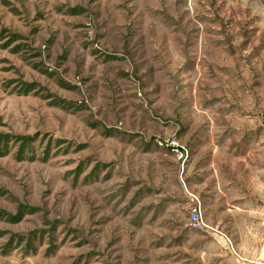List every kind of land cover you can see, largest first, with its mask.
Wrapping results in <instances>:
<instances>
[{"label": "rangeland", "instance_id": "obj_1", "mask_svg": "<svg viewBox=\"0 0 264 264\" xmlns=\"http://www.w3.org/2000/svg\"><path fill=\"white\" fill-rule=\"evenodd\" d=\"M224 130L264 200V0H0V264H264L155 142Z\"/></svg>", "mask_w": 264, "mask_h": 264}, {"label": "crops", "instance_id": "obj_2", "mask_svg": "<svg viewBox=\"0 0 264 264\" xmlns=\"http://www.w3.org/2000/svg\"><path fill=\"white\" fill-rule=\"evenodd\" d=\"M229 133L225 130L221 133H202L196 134L194 141L198 145L192 144L188 150L189 159L186 156L179 157L178 153L168 148L163 149L175 157L178 165L180 181L183 182L182 189L185 195L189 198V204H192V197H197L199 203L204 210V217L208 220V214H212L215 206L221 204L224 213L230 215L232 212L239 213V221L244 228L245 236L249 237L253 230L254 235L257 236L263 230L264 221V200H263V181L262 170L263 162L259 155L250 160L251 152H248L245 145L251 139V134L239 133V140L236 145H225L224 140L228 139ZM209 142V148H202L204 144L202 141ZM201 141V142H200ZM201 147V148H200ZM187 153V154H188ZM256 155V154H255ZM238 158V171H241V161L244 167V172L247 169V162L250 163V169H253L254 176L251 177L250 183L246 179L233 177L230 172V158ZM222 157L224 158H218ZM179 160H178V159ZM181 175L183 178H181ZM177 177V176H176ZM258 179V181H257ZM187 184L190 186V191L187 189ZM226 209V211H224ZM217 212V211H215ZM222 214V215H224ZM225 216L209 217V220H225ZM255 223V228H250V223ZM253 253H261L262 248L258 249L257 241H254V246L250 249ZM243 258V257H242ZM239 264L244 263L245 260ZM255 262V261H254ZM254 264V263H253Z\"/></svg>", "mask_w": 264, "mask_h": 264}, {"label": "built area", "instance_id": "obj_3", "mask_svg": "<svg viewBox=\"0 0 264 264\" xmlns=\"http://www.w3.org/2000/svg\"><path fill=\"white\" fill-rule=\"evenodd\" d=\"M155 142L159 148H163V149L168 148L172 151L177 152L178 156L180 158L183 157V153L180 152L178 149L174 148V140L173 139L172 140H164V141L156 140ZM200 206L201 205L199 202L195 203V205L192 206L191 211H190V215H189V218H188V221L186 224L189 228L203 229V228L207 227L204 220H203V216H202Z\"/></svg>", "mask_w": 264, "mask_h": 264}]
</instances>
